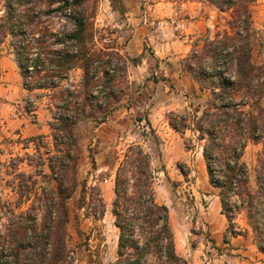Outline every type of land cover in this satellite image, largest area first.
I'll list each match as a JSON object with an SVG mask.
<instances>
[{
    "label": "trees",
    "instance_id": "trees-1",
    "mask_svg": "<svg viewBox=\"0 0 264 264\" xmlns=\"http://www.w3.org/2000/svg\"><path fill=\"white\" fill-rule=\"evenodd\" d=\"M201 1L230 18L223 29L216 24L214 35L207 31L203 44L185 58L184 69L199 82L205 98L192 112L170 111L167 119L175 131L190 130L203 143L209 180L218 190L228 230L239 234L234 216L246 211L254 242L264 253V159L255 189L242 159L248 142L264 141V64L252 59L255 0ZM86 2L0 1V51L9 39L23 87L33 96L26 99V109L35 113L38 101L46 97L52 114L50 135L21 140L23 148L33 145L35 153L0 162V216L5 219L0 226V264H65L69 257L67 203L77 185L78 125L87 118L96 124L108 119L123 92L115 77L125 70L118 52L97 48ZM55 14L68 17L73 27L54 28ZM73 70L81 71L76 86L69 82ZM34 155L38 172L20 170ZM39 176L46 179L40 187ZM155 179L150 153L139 143L130 144L114 178L111 211L119 234L109 264H189L176 250L169 209L156 199ZM4 187L16 194L15 201L5 198ZM36 211L43 212L41 226Z\"/></svg>",
    "mask_w": 264,
    "mask_h": 264
},
{
    "label": "rangeland",
    "instance_id": "rangeland-1",
    "mask_svg": "<svg viewBox=\"0 0 264 264\" xmlns=\"http://www.w3.org/2000/svg\"><path fill=\"white\" fill-rule=\"evenodd\" d=\"M86 7L97 48H105L108 54L118 52L125 70L115 72L123 92L108 119L96 124L87 118L78 125L77 185L67 203L65 264H109L115 258L119 231L111 211L114 178L132 143L151 155L156 199L167 205L176 250L189 264H264L246 211L234 216L233 227L239 234L228 230L230 222L222 212L218 190L209 180L203 143L190 130L175 131L167 119L170 111L192 112L205 98L199 82L184 69L185 58L195 45L203 44L207 31L214 35L217 23L225 28L230 14L201 0H87ZM251 11L252 59L260 65L264 64V0H255ZM51 21L57 30L73 27L62 14ZM80 77V70L71 71L70 84L76 86ZM27 98L33 96L23 87L8 39L0 51V162L35 153L33 145L25 149L21 140L51 133L49 99L41 98L34 113L26 109ZM263 149V139L250 141L242 156L252 189ZM38 162L34 155L20 170L38 172ZM38 180L42 186L46 179L39 176ZM4 196L17 199L8 187ZM36 215L41 226L43 212ZM4 221L0 216V226Z\"/></svg>",
    "mask_w": 264,
    "mask_h": 264
},
{
    "label": "crops",
    "instance_id": "crops-1",
    "mask_svg": "<svg viewBox=\"0 0 264 264\" xmlns=\"http://www.w3.org/2000/svg\"><path fill=\"white\" fill-rule=\"evenodd\" d=\"M198 22H200V24H202V22H201V21H198ZM206 25H207V24H206ZM198 26H199V25H198ZM202 27H204V26H203V24H202Z\"/></svg>",
    "mask_w": 264,
    "mask_h": 264
}]
</instances>
